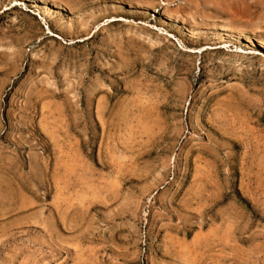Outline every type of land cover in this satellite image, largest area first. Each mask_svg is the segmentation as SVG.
Returning a JSON list of instances; mask_svg holds the SVG:
<instances>
[{"label": "rangeland", "instance_id": "obj_1", "mask_svg": "<svg viewBox=\"0 0 264 264\" xmlns=\"http://www.w3.org/2000/svg\"><path fill=\"white\" fill-rule=\"evenodd\" d=\"M0 264H264V0H0Z\"/></svg>", "mask_w": 264, "mask_h": 264}, {"label": "bare ground", "instance_id": "obj_2", "mask_svg": "<svg viewBox=\"0 0 264 264\" xmlns=\"http://www.w3.org/2000/svg\"><path fill=\"white\" fill-rule=\"evenodd\" d=\"M226 33H227V31H226ZM187 49H188V51H192V49H190V48H187ZM198 50H200V49H197V51H198Z\"/></svg>", "mask_w": 264, "mask_h": 264}]
</instances>
